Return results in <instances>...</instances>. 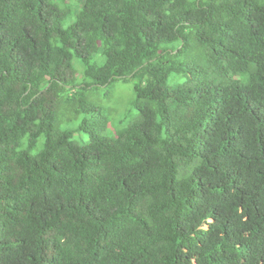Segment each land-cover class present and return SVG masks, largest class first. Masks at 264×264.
<instances>
[{"label":"trees","instance_id":"trees-1","mask_svg":"<svg viewBox=\"0 0 264 264\" xmlns=\"http://www.w3.org/2000/svg\"><path fill=\"white\" fill-rule=\"evenodd\" d=\"M60 1L0 0V264H264V0Z\"/></svg>","mask_w":264,"mask_h":264},{"label":"rangeland","instance_id":"rangeland-1","mask_svg":"<svg viewBox=\"0 0 264 264\" xmlns=\"http://www.w3.org/2000/svg\"><path fill=\"white\" fill-rule=\"evenodd\" d=\"M60 5H63L60 0H57ZM82 0H71V12L64 18L62 25L69 27L76 19V11L80 9ZM93 59L99 63L104 62V57L101 53H95ZM72 64L75 67L76 75L79 82H83L85 77L83 75L84 64L77 58L73 57ZM96 86H93V88ZM93 99L99 103L105 110L109 119L108 126L101 131L102 135L107 137H114L120 129L128 125L132 118L137 114V110L133 107L132 101L135 97L134 80L133 79H118L110 86H99L97 90L90 92ZM91 113L83 112L70 123H62L64 128H78L80 122L84 118H91ZM73 138L80 143H87L90 139V133L82 130H76Z\"/></svg>","mask_w":264,"mask_h":264}]
</instances>
